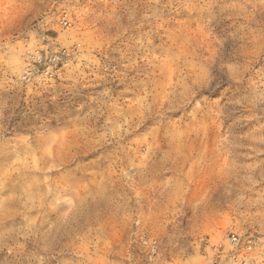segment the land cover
Masks as SVG:
<instances>
[{"label": "rangeland", "instance_id": "obj_1", "mask_svg": "<svg viewBox=\"0 0 264 264\" xmlns=\"http://www.w3.org/2000/svg\"><path fill=\"white\" fill-rule=\"evenodd\" d=\"M0 264H264V0H0Z\"/></svg>", "mask_w": 264, "mask_h": 264}, {"label": "built area", "instance_id": "obj_2", "mask_svg": "<svg viewBox=\"0 0 264 264\" xmlns=\"http://www.w3.org/2000/svg\"><path fill=\"white\" fill-rule=\"evenodd\" d=\"M63 24H64L65 26H70V25H71V24H70V21H69V19H68L67 17H64V18H63ZM36 54H38V55H36V56H32V57H29L28 60H30V59H35V60H38L39 62H41V56L39 55V53H36ZM231 241H233V242L237 241L236 237H235V236H232Z\"/></svg>", "mask_w": 264, "mask_h": 264}]
</instances>
